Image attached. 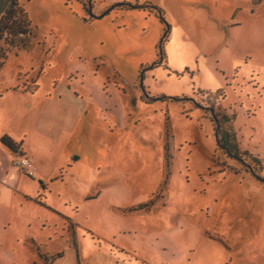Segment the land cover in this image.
<instances>
[{
    "label": "rangeland",
    "instance_id": "1",
    "mask_svg": "<svg viewBox=\"0 0 264 264\" xmlns=\"http://www.w3.org/2000/svg\"><path fill=\"white\" fill-rule=\"evenodd\" d=\"M18 1L29 33L0 41V264H264V0Z\"/></svg>",
    "mask_w": 264,
    "mask_h": 264
},
{
    "label": "trees",
    "instance_id": "2",
    "mask_svg": "<svg viewBox=\"0 0 264 264\" xmlns=\"http://www.w3.org/2000/svg\"><path fill=\"white\" fill-rule=\"evenodd\" d=\"M90 0H85V2L83 3L84 7H86L87 2ZM93 1V0H92ZM91 1V3H92ZM261 0H258L257 2H260ZM12 2V9L9 10L7 12V14H3V16L0 18V41L1 39L5 38L10 40L13 39L14 37L17 38L19 36H26L29 33V28L28 26L25 27L24 23L21 24V22H16L13 21V17L15 16V14L17 12H20L19 10V4H18V0H11ZM89 4L87 6V12L89 13L90 10L92 11L93 7L92 4ZM123 7L126 10H142V11H148L150 14H154L155 16H157L160 20H162L163 22L166 23L165 20V14L164 11L160 10L157 7H154L152 5H143V6H139V5H135L132 6L131 4H117L113 7ZM110 12V10L107 11V13H105V15H107ZM21 13V12H20ZM105 15H102L101 17H104ZM92 18L94 19V16H92ZM92 18H85L83 19L86 23H91L92 22ZM96 19H100V17L96 18ZM168 35H169V28L168 25L166 24L165 28H164V34L161 37L160 43H159V50L162 53V46L164 43H166L168 41ZM14 39L10 40V44L9 45H13L14 44ZM0 51H2L1 47H0ZM160 55V54H159ZM213 106L212 108H210V111H212V123L214 124L215 127V132H216V137H217V142L218 145L225 149L230 155H233L234 157L240 159V150H238L237 144L238 143H234V141H230L229 139V133L227 131H224L223 125L228 123V122H232L234 121V118H230L229 116L225 115V114H220V112H214L213 110ZM221 118V119H220ZM220 136V137H219ZM2 144L6 145L9 149L15 151L16 150V144H14V142L9 139V137H4L1 139ZM234 153V154H232ZM255 159V158H254ZM258 162V164H260V160L257 159L256 160ZM55 260V258H52V261Z\"/></svg>",
    "mask_w": 264,
    "mask_h": 264
},
{
    "label": "built area",
    "instance_id": "3",
    "mask_svg": "<svg viewBox=\"0 0 264 264\" xmlns=\"http://www.w3.org/2000/svg\"><path fill=\"white\" fill-rule=\"evenodd\" d=\"M14 165L16 168L24 171L27 176L35 177L36 167L33 165L31 160L25 157H18L14 161Z\"/></svg>",
    "mask_w": 264,
    "mask_h": 264
},
{
    "label": "crops",
    "instance_id": "4",
    "mask_svg": "<svg viewBox=\"0 0 264 264\" xmlns=\"http://www.w3.org/2000/svg\"><path fill=\"white\" fill-rule=\"evenodd\" d=\"M27 151H22V153H20V154H18V155H16L15 156V158L17 157H26V158H29L32 162H33V164H34V159L32 158V155H33V153H31V156H29V155H27V153H26ZM37 170H36V175H37V178H38V174H37ZM32 179V178H31Z\"/></svg>",
    "mask_w": 264,
    "mask_h": 264
},
{
    "label": "water",
    "instance_id": "5",
    "mask_svg": "<svg viewBox=\"0 0 264 264\" xmlns=\"http://www.w3.org/2000/svg\"><path fill=\"white\" fill-rule=\"evenodd\" d=\"M91 1H92V0H90V2H91ZM89 14L92 15V11H91V10H90Z\"/></svg>",
    "mask_w": 264,
    "mask_h": 264
},
{
    "label": "flooded vegetation",
    "instance_id": "6",
    "mask_svg": "<svg viewBox=\"0 0 264 264\" xmlns=\"http://www.w3.org/2000/svg\"><path fill=\"white\" fill-rule=\"evenodd\" d=\"M107 11H108V10H107ZM107 11H105L104 14H102V15H105V13H107Z\"/></svg>",
    "mask_w": 264,
    "mask_h": 264
}]
</instances>
